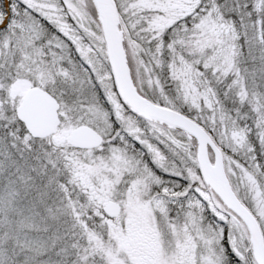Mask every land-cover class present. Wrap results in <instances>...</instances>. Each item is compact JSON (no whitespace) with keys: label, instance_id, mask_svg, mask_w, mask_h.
Listing matches in <instances>:
<instances>
[{"label":"snow or ice","instance_id":"6c2138e0","mask_svg":"<svg viewBox=\"0 0 264 264\" xmlns=\"http://www.w3.org/2000/svg\"><path fill=\"white\" fill-rule=\"evenodd\" d=\"M0 264H264V0H0Z\"/></svg>","mask_w":264,"mask_h":264}]
</instances>
